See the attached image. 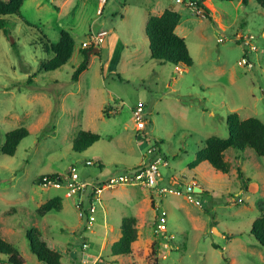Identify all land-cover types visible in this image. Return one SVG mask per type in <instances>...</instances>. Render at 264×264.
Wrapping results in <instances>:
<instances>
[{"label":"rangeland","instance_id":"374dc122","mask_svg":"<svg viewBox=\"0 0 264 264\" xmlns=\"http://www.w3.org/2000/svg\"><path fill=\"white\" fill-rule=\"evenodd\" d=\"M172 2L194 60L188 68L150 54L148 17ZM199 2L202 7L189 0H108L99 14L98 0H26L21 16H0L8 31L0 28V234L23 264H44L30 250L26 232L32 228L62 254L63 264H81L83 242L101 256L98 264H264V246L251 234L261 213L257 202L264 199V156L251 147L229 148L228 173L208 162L189 167L208 137L228 136L230 113L264 120V8L257 0ZM64 29L75 40L72 57L59 69L42 70L41 61L52 56L43 35L57 43ZM101 31L108 36L91 44L88 68L72 80L84 58L82 43ZM139 102L149 120L141 132L132 113ZM21 126L29 135L14 155L2 153L6 133ZM81 130L101 139L78 152L73 143ZM156 141L169 160L160 167V186L173 192L107 189L90 228L76 197L37 183L72 165L84 178L133 168L148 160ZM87 160L101 163L102 172ZM191 185L205 192H188ZM55 196L63 198L62 209L41 214L39 207ZM163 210L165 231L159 226ZM131 215L139 231L132 253L112 255L122 218Z\"/></svg>","mask_w":264,"mask_h":264},{"label":"trees","instance_id":"16d2710c","mask_svg":"<svg viewBox=\"0 0 264 264\" xmlns=\"http://www.w3.org/2000/svg\"><path fill=\"white\" fill-rule=\"evenodd\" d=\"M26 0H0V16L16 14L21 16V9ZM233 1V0H224ZM249 0H242L244 5ZM264 8V0H257ZM202 7V4L199 3ZM206 17L209 11L205 8ZM182 15L176 10L167 8L161 15H150L146 23V34L149 38V49L151 58L160 63H171L176 66L191 67L194 64L186 38L177 32V27ZM0 28L7 34L6 20L0 18ZM43 48L52 56L41 61V69L45 71L56 70L65 65L74 53L75 40L68 30H62L60 39L53 43L48 37L43 35ZM89 48L82 49L84 58L73 72L72 80L78 81L81 73L89 66ZM245 58L247 52H245ZM248 59V58H247ZM228 136L222 138L217 135L206 139V145L198 150L195 159L189 164L190 168H195L202 162H208L213 168L223 173L230 171L231 165L226 158V151L229 148L245 150L251 147L256 154L264 156V120L251 116L242 119L237 112L230 113L227 118ZM27 127L21 126L8 131L1 146V152L14 155L20 142L29 135ZM101 139V135L90 131L81 130L74 139L73 148L82 152L87 150L95 142ZM158 146V142L156 141ZM159 147V146H158ZM57 175V174H53ZM238 175L243 183V188L248 189L247 180L241 168ZM44 175L37 178V183L43 185ZM203 191L202 193H204ZM63 198L55 196L39 207L41 214H46L52 210H61ZM260 215L255 219L251 227V234L264 246V199L257 202ZM137 217L134 215L125 216L121 222V236L111 245V254L128 255L132 253L133 244L139 237L137 228ZM29 240L30 250L36 255L39 261L44 264H63L62 254L51 248L42 238L37 228H32L26 232ZM219 247L218 245L216 246ZM24 258L19 250L0 234V264H23ZM131 264H136L132 262Z\"/></svg>","mask_w":264,"mask_h":264},{"label":"built area","instance_id":"2783aa9c","mask_svg":"<svg viewBox=\"0 0 264 264\" xmlns=\"http://www.w3.org/2000/svg\"><path fill=\"white\" fill-rule=\"evenodd\" d=\"M100 7L98 13H102V9L108 0H98ZM178 3H184V0H175ZM191 3H196L198 6L200 0H189ZM197 10L199 8L197 7ZM109 32L101 31L93 35L90 41L82 43L83 47H88L92 43L99 45L108 36ZM219 40H222L221 38ZM247 58H242V63L247 64ZM253 66L252 63H249ZM132 113L134 121L136 122L137 131L141 132L146 129L149 120L146 117V105L139 102L133 109ZM156 146V147H155ZM87 165L98 166L103 169L99 162L94 160H87ZM161 166H169V160L160 152V148L154 145L149 155L148 160L133 168L115 169L111 173H100L96 176L81 177L79 171L72 165V167L63 174L46 175L43 178L45 186H51L56 189H62L70 197H76V206L80 218H85L88 228L92 227L98 218V209L103 205V192L115 186H145L147 188H158V195L166 192H173V188L161 187L160 179L162 174L160 172ZM194 185L189 186L188 192H194ZM158 206L159 203L157 202ZM162 230H166L165 224L167 222V212L165 210L160 212L159 216ZM90 244L83 242L80 249V263L81 264H98L101 260L99 254L89 251Z\"/></svg>","mask_w":264,"mask_h":264},{"label":"crops","instance_id":"0c3cea01","mask_svg":"<svg viewBox=\"0 0 264 264\" xmlns=\"http://www.w3.org/2000/svg\"><path fill=\"white\" fill-rule=\"evenodd\" d=\"M173 1H175V0H173ZM174 6H175V3L172 2L171 4H169V6H167V8H170V9L176 10ZM99 7H100V4H99ZM167 8H165V9H167ZM165 9L160 10L159 15H161ZM176 11H177V10H176ZM178 12H179V11H178ZM179 13H180V12H179ZM181 20H182V18H181ZM180 23H181V22H180ZM180 23H179V25H178V27H177V32H178L181 36L186 37L184 31H182V30L179 29ZM113 53H114V52H113ZM113 56H114V55H113ZM102 166H103V165H102Z\"/></svg>","mask_w":264,"mask_h":264},{"label":"water","instance_id":"95a60500","mask_svg":"<svg viewBox=\"0 0 264 264\" xmlns=\"http://www.w3.org/2000/svg\"><path fill=\"white\" fill-rule=\"evenodd\" d=\"M96 52H99V49H95ZM89 55H90V52H89ZM203 191V189L199 186H195L194 187V192L196 193H201Z\"/></svg>","mask_w":264,"mask_h":264}]
</instances>
